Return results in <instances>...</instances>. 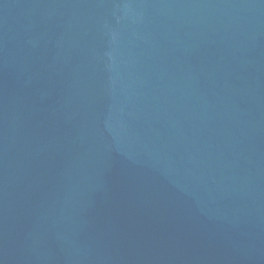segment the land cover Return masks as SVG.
<instances>
[{
    "label": "water",
    "instance_id": "water-1",
    "mask_svg": "<svg viewBox=\"0 0 264 264\" xmlns=\"http://www.w3.org/2000/svg\"><path fill=\"white\" fill-rule=\"evenodd\" d=\"M0 264H264V0H0Z\"/></svg>",
    "mask_w": 264,
    "mask_h": 264
}]
</instances>
